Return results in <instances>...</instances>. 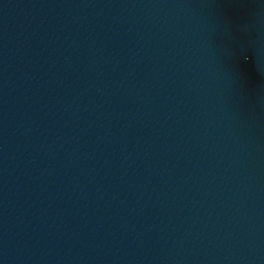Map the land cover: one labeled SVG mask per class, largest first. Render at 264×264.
Listing matches in <instances>:
<instances>
[{"label": "water", "instance_id": "1", "mask_svg": "<svg viewBox=\"0 0 264 264\" xmlns=\"http://www.w3.org/2000/svg\"><path fill=\"white\" fill-rule=\"evenodd\" d=\"M0 264H264V0H0Z\"/></svg>", "mask_w": 264, "mask_h": 264}]
</instances>
